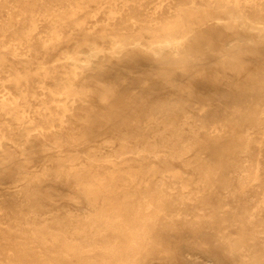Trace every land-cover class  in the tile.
Instances as JSON below:
<instances>
[{
    "label": "bare ground",
    "instance_id": "6f19581e",
    "mask_svg": "<svg viewBox=\"0 0 264 264\" xmlns=\"http://www.w3.org/2000/svg\"><path fill=\"white\" fill-rule=\"evenodd\" d=\"M0 264H264V0H0Z\"/></svg>",
    "mask_w": 264,
    "mask_h": 264
},
{
    "label": "rangeland",
    "instance_id": "374dc122",
    "mask_svg": "<svg viewBox=\"0 0 264 264\" xmlns=\"http://www.w3.org/2000/svg\"><path fill=\"white\" fill-rule=\"evenodd\" d=\"M10 182H11V180H5V181H3V186H8V185H10Z\"/></svg>",
    "mask_w": 264,
    "mask_h": 264
}]
</instances>
